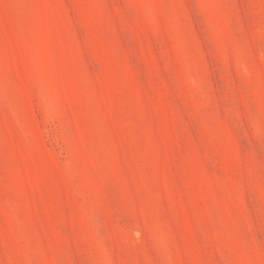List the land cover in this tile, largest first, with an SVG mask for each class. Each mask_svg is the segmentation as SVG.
I'll use <instances>...</instances> for the list:
<instances>
[{"label": "rangeland", "instance_id": "rangeland-1", "mask_svg": "<svg viewBox=\"0 0 264 264\" xmlns=\"http://www.w3.org/2000/svg\"><path fill=\"white\" fill-rule=\"evenodd\" d=\"M0 264H264V0H0Z\"/></svg>", "mask_w": 264, "mask_h": 264}]
</instances>
